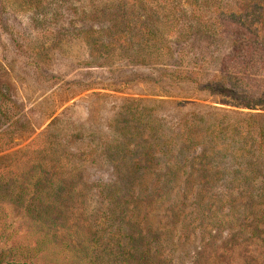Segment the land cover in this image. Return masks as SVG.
I'll use <instances>...</instances> for the list:
<instances>
[{
  "label": "rangeland",
  "instance_id": "374dc122",
  "mask_svg": "<svg viewBox=\"0 0 264 264\" xmlns=\"http://www.w3.org/2000/svg\"><path fill=\"white\" fill-rule=\"evenodd\" d=\"M208 1L0 0V144L7 147L0 155L35 148L75 161L92 148L97 153L96 166L77 171L82 184L70 185L79 192L64 204L76 215L62 224L58 240H42L46 264L66 261V242L81 248L93 232L99 241L92 257L112 264L128 248L141 254L147 241L156 254L141 264H264L257 190L250 195L242 184L230 189L219 181L180 212L158 205L152 181L158 119L172 134L180 116L239 108L222 99L264 105V0ZM120 29L125 34L106 50L104 36ZM128 111L157 124L127 141L130 149L155 145L153 166L131 177L112 168L109 150H97L122 139L117 126ZM221 161L219 173L233 176L230 158ZM98 179L104 186L92 187ZM158 231L167 238L161 259Z\"/></svg>",
  "mask_w": 264,
  "mask_h": 264
},
{
  "label": "trees",
  "instance_id": "16d2710c",
  "mask_svg": "<svg viewBox=\"0 0 264 264\" xmlns=\"http://www.w3.org/2000/svg\"><path fill=\"white\" fill-rule=\"evenodd\" d=\"M198 1L205 5L209 2ZM118 31L104 36L106 40L110 39L105 42L106 50L110 49L109 45H115L113 40L122 33L121 29ZM178 76L182 78L181 75ZM221 102L239 108L224 113L194 112L191 115L180 116L172 134L164 131L165 127L159 123L160 119L157 125L154 123L155 120L146 118L142 112L141 117L137 111H128L130 117L124 118L121 125L117 126L118 134L122 139L97 150L99 152L109 150L114 155L112 168L122 170L123 173L128 171L130 177L135 176L133 173L143 168L141 166H145L144 170H149L153 166L156 157L152 148L155 145L154 141H151L145 143L146 145L136 144L130 149L127 141H130L129 137L139 139L138 132L155 130L154 125H157L158 179L152 181L158 188V205L164 206L169 203L180 208L184 207L192 196L198 198L201 193L213 188L219 181L230 189L242 184L250 195L253 190H257L258 194L262 195L258 201L263 204L264 105H261L260 99L253 103L237 102V99L232 101L222 99ZM242 108L248 111L240 110ZM2 135L3 133L0 132V143ZM151 138L156 139L153 133ZM138 146H141V149ZM6 148L0 144V153ZM135 151H139V156L134 160L128 159V154ZM57 154L47 156L45 150L34 148L31 151L22 149L0 155V264L48 263V256L41 251L42 240L45 238L58 240L62 235V224L76 215L71 206L64 204L67 199L70 201V196L77 190L76 186L70 187V185L76 180L82 184L77 171L83 173L86 168L96 166L97 153L93 148L89 152H83L81 158L75 160L80 162ZM87 155L91 156L86 157ZM225 157H229L230 163L234 164L229 170L233 176L228 178L220 174L224 167L219 165ZM244 168L246 171L243 170ZM74 174L76 178L73 177ZM93 186L102 187L104 184L98 179L94 180ZM241 190L244 191L243 188ZM173 192L176 195L171 196ZM78 201L76 200L75 203ZM180 208L177 209L180 212L185 210V207L182 210ZM129 214L131 219L136 218V222H139V217L140 220L142 218L136 212L131 211ZM123 218L125 219L126 216ZM130 218L128 217L129 220ZM172 228L171 232L176 230ZM140 232L141 230H136L135 235L139 236ZM176 236L174 234V237ZM129 238L132 237L129 235ZM161 239L163 241L167 238L164 235L161 237V232L158 231L159 259L162 258L161 248L164 246L160 242ZM98 241L99 235H94L93 232V238L89 239L87 245L81 247L82 251L79 253H74V250L81 249L79 245H69L66 242L69 249L68 259L61 262L59 258L52 262L53 264H112L95 256L92 257ZM54 244L57 245V242ZM141 250V254L137 255H135L136 248L124 250L122 259L115 264H141L140 259L150 260L156 254L153 247H150L149 241Z\"/></svg>",
  "mask_w": 264,
  "mask_h": 264
}]
</instances>
